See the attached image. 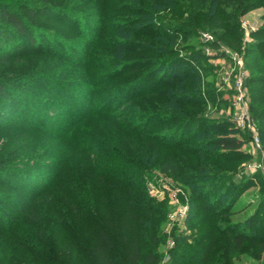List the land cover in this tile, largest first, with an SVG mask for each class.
<instances>
[{"label": "trees", "instance_id": "1", "mask_svg": "<svg viewBox=\"0 0 264 264\" xmlns=\"http://www.w3.org/2000/svg\"><path fill=\"white\" fill-rule=\"evenodd\" d=\"M263 3L264 0H120L118 3L111 0H84L81 3L80 9L87 7L88 15L100 17L101 29L109 33L111 40L108 38L104 40L100 35L98 46L101 50L87 65L77 64L80 67L74 71V75L76 76L79 71L78 78L82 75L87 76L89 73L87 68L100 70V73H104L106 69H111L112 72H109L111 77L106 81H100L98 76L96 77L97 74H93L86 82L91 89L94 87V93H99L100 106L92 107L86 116L82 111L76 110V115L84 117L73 119L71 126L54 134L60 139L63 148L60 157H64L60 160L59 167L61 165L62 172L58 173V177L71 178V171L69 173L68 169L70 170L72 164L82 168L83 173L77 178L78 185L75 183L64 188V183L58 184L40 196L50 198L56 193L67 194L69 200L66 198L36 200L30 212L36 215L31 241L35 243V240H39L38 235L42 231L45 236L40 240H44V244L33 248L31 253L33 257L41 259L45 264H64V261L68 263L69 256L75 253L86 256L91 251L90 257L95 264H159L155 244H159L160 236L165 234L164 226L167 223L168 209L158 199L151 197L147 191L146 180L154 169L168 175L192 194L195 200L191 198V203L199 204L201 207L199 216L196 217H201L205 213L204 218L196 225L198 229H202L197 244L206 243L208 246L206 249L198 250L204 256L202 260L204 264H228L226 256L242 249L246 239L241 232L232 234L229 227L224 224L223 219L230 215L231 211L222 204L231 190L235 191L231 196L234 203L237 197L254 186L253 179L250 178H244L239 183L235 182L241 160L247 157L241 150L248 135L242 136V131L232 128V123L226 118L205 116L209 115L207 109L210 104L217 110L229 108L227 105L222 106L217 103L218 94L214 90V85L204 81V78L211 74L206 72L202 75L196 74L194 79L189 81L190 83H185L186 79H183L167 90L160 88L159 85L160 87L153 90L126 98L124 105L132 106L122 114H118L117 108H113L111 104L119 99L126 89L128 91L130 88H137L149 77L160 75L164 77L161 72L163 64L150 70L133 84H125V86L119 83L115 88L118 95L112 98L110 106L107 103L115 90L109 95L101 87L121 81L124 76L123 71L133 66L128 62L131 55L147 53L157 57L173 56L177 52L174 46L179 35L184 37L199 31H214L221 28L224 33L219 34L220 40H216L214 46L219 47V43H222L233 49H240L243 38L241 23L230 22L224 7L232 8L239 15L244 16ZM55 9L54 11L62 17L64 15L78 17V13L72 8ZM23 11H26V16L36 18L34 8H24ZM125 12L133 15L131 23H122L120 14ZM163 13L167 14V19L176 21V24L165 25L161 16ZM135 26L138 29L133 28ZM28 27L23 12L12 11L0 4V37L8 40L10 45L16 46L17 51L22 48L14 37L28 35ZM89 29L86 32L91 34L92 28ZM152 29L153 32L149 33L148 31ZM162 29H166L165 31L171 34H166ZM134 36L144 37L147 40L144 43L136 42L132 39ZM251 36L256 40L245 48L246 57L254 55L251 61L253 72L248 76L247 83L251 87L252 110L264 149V26L252 32ZM35 42L32 40L31 45L33 46ZM7 61V55H0V65ZM54 67L60 69L58 64ZM168 86L169 83L165 87ZM8 87L9 85L4 81H0V98H6ZM219 102H224L223 98ZM168 109H173L176 114L169 115L166 114L167 111L166 113L162 111ZM3 111H0L1 116H4ZM86 119L97 122L98 128L87 132L86 137L89 140L84 139L82 142L74 138L80 133L73 128L81 120ZM155 119L176 125L165 133L146 134ZM189 127L208 129L195 130L196 141L189 142L183 134H180ZM170 135H178L179 140L174 143L166 142L172 137ZM42 161V164L46 162ZM30 166L42 168L41 164H30L28 167ZM94 178L99 182L106 181L109 188L115 189L122 198L123 212H118L114 207L107 208L102 200H94L92 188ZM224 188L228 191L220 192L216 199L208 200V193ZM38 195L37 193L36 198ZM97 201L102 211L98 210ZM218 206L220 208L217 209ZM72 213L82 223L83 229H88L85 236L79 235L80 239L78 236L75 237L72 229L70 218ZM49 217L55 221L51 224V228L46 221ZM256 218L257 214L247 223L255 225ZM56 226L59 231L66 234V243L67 241L68 244L70 243L67 253H57L50 245L47 246L48 228L52 230ZM253 237L249 241L259 248L260 259L264 254V229L259 227L258 230H254ZM221 238H225L221 243H228V249L225 251L216 248ZM176 241L179 247L180 239ZM73 249L76 252H73Z\"/></svg>", "mask_w": 264, "mask_h": 264}, {"label": "rangeland", "instance_id": "2", "mask_svg": "<svg viewBox=\"0 0 264 264\" xmlns=\"http://www.w3.org/2000/svg\"><path fill=\"white\" fill-rule=\"evenodd\" d=\"M111 1L118 3L120 0ZM83 2L84 0H0V4L10 10L18 13L23 12L29 26L28 35L14 37L16 41L20 42L22 49L19 51L15 49L16 46L10 45L8 40H3L0 37V55L8 56V61L0 65V81L9 85L6 98H0V109L4 110V113L2 112L4 116L0 115V264H45L41 259H36L31 254L33 248L44 244V240H40L45 234L42 231L38 235L39 240H35V243L31 241L33 240L31 233L36 215L30 214V212L35 206L36 200H63L65 198L69 200L67 194L56 193L50 198L40 196L58 184L64 183V188L75 185V183L78 185L77 178L81 177L83 173L82 168L72 164L70 170L68 169L69 173L71 171V178L61 179V176L58 177V173L62 172L61 165L59 167L60 160L64 157H60L63 152L60 139L54 135L57 131L71 126L73 119L84 117L76 115V110L82 111L86 116L92 107L100 106L99 93H94V87L91 89L86 85L90 76L97 74L96 77L98 76L102 82L111 77L109 75V72H112L111 69L100 73V70L87 68L89 72L87 76L82 75L78 78L79 71L76 74L77 77L74 75V71L80 67L77 64L87 65L101 50L98 46L100 35L104 40L105 38L111 40L109 33L101 29L100 17L93 14L88 15L87 7L80 9ZM46 6L49 9L46 10ZM41 7L46 8L41 9ZM62 7L72 8L75 13H78V17L72 15L62 17L54 11L55 8L59 10ZM24 8H34L36 18L26 16ZM224 8L230 22L241 23L243 38L240 49H233L222 43H219V47L214 46L215 41L220 40V35L224 33L221 28L214 31H199L184 37L179 35L177 44L174 46L177 52L173 56L157 57L147 55V53L131 55L128 62L133 66L127 67L123 71L124 76L121 81L102 85L101 89L108 92L109 95L115 90L111 100L107 103L110 106L112 98L118 95L115 88L119 83L133 84L144 77L147 72L163 64L161 72L164 77H160L161 75L149 77L137 88H128V91L126 89L124 94L111 104L114 106L113 108H117L118 114H122L132 106L124 105L126 98L137 96L160 86L167 90L182 82L183 79H186L185 83H190L189 81L194 79L196 74L202 75L205 72L211 74L206 79L204 78V81L214 85V90L218 94L217 103L222 106L227 105L229 108L217 110L210 104L207 109L209 115L205 116L226 118L232 123V128L242 131V136L248 135L241 150L242 154L247 157L241 160L240 171L235 182L239 183L244 178H250L254 183V186L237 197L235 199L237 201L234 203L231 199L234 190H231L230 195L223 199L222 206L231 211L230 215L223 219L224 224L229 227L232 234L241 232L246 239L241 250L226 256L227 263L264 264V254L259 259V248L249 241L254 236V230H258L259 227L264 229L263 142L260 139V147L256 146L252 137L253 133L247 128L239 127L233 120L235 117L233 103L237 95L236 81L238 73L241 72L244 75L251 119L256 122L252 110L251 87L247 83L248 76L253 72L251 61L254 55L246 57L245 48L256 40L251 36V33L264 26V3L244 16L239 15L232 8L227 6ZM166 15V13L161 15L164 18L163 23L175 25L176 21L167 19ZM120 16L123 24L131 23L133 18V15L127 12ZM90 27L92 28L91 34L86 32ZM133 28L138 29L137 26ZM153 30L148 32L152 33ZM165 32L171 34L169 31ZM132 39L142 43L147 40L138 36H134ZM32 40L36 41L33 46L31 45ZM236 55L242 59L241 65L233 60ZM57 64L60 69L54 67ZM103 74L104 76H102ZM168 83L169 86L165 87ZM203 90L205 89L203 88ZM221 98L224 102H219ZM123 105L124 107L119 109ZM162 111L164 113L167 111L166 114L169 115L176 114L173 109ZM86 120H81L73 128L80 133L74 138L82 142L84 139L89 140L86 137L88 136L87 132L98 128L97 122ZM167 122L155 119L151 122V127L149 131H146V134L165 133L176 125ZM207 129V127H189L180 134H183L189 142H195V130ZM177 140H179L178 135L169 137L166 142L174 143ZM57 142H59L58 146ZM42 160L46 162L42 164ZM30 164H41L42 168L28 167ZM29 168L35 170L30 172ZM92 181L94 200H102L106 203L107 208L114 207L118 212H123L122 198L119 197L115 189L109 188L106 181L99 182L95 178ZM146 186L149 195L158 199L168 209L167 223L164 226L165 234L160 236V243L155 244L159 264H204L202 262L204 256L198 250L206 249L208 246L206 243L197 244L202 229H198L196 225L204 218L205 213L201 217H196L199 216L201 207L199 204L191 203L192 194L157 169H154L148 176ZM227 191L226 188L212 191L207 195L208 200L216 199L220 192ZM37 193L39 198H36ZM172 199L179 200L180 204L173 205ZM193 199L195 200V198ZM98 203L97 201V208L102 211L100 203ZM192 205L194 206L192 207ZM173 214L176 216L175 218H172ZM255 214H257L255 225L247 223ZM70 218L75 237L78 236L80 239L79 235L85 236L88 229H83L82 223L78 221L74 213L70 214ZM51 219L53 218L46 219L50 228L51 224L55 222ZM57 226L52 230L48 228L47 242L49 244L46 242L47 246L50 245L57 253H67L70 243L68 244V241L66 243V234L59 231ZM178 238L180 239L179 247L176 241ZM224 239L221 238L216 244V248H220L222 251L228 249L227 242L221 243ZM90 253L91 251L86 256L75 253V255L69 256L68 263L65 260L64 264H95Z\"/></svg>", "mask_w": 264, "mask_h": 264}, {"label": "built area", "instance_id": "3", "mask_svg": "<svg viewBox=\"0 0 264 264\" xmlns=\"http://www.w3.org/2000/svg\"><path fill=\"white\" fill-rule=\"evenodd\" d=\"M238 57H239L238 55L234 56L233 60H235L236 63H238L239 65H241L242 59ZM236 89H237V95L233 103V107L235 109L234 112L235 117L233 120L235 123H237L239 127L249 129V131L253 133L252 137L255 145L260 147V137L257 131L256 124L254 120L251 119L250 108L247 102V92L244 86V75L241 72H239L237 75ZM171 203L173 205H175L176 203L180 204L179 200L176 201V199H172ZM175 217L176 216L173 214L172 218Z\"/></svg>", "mask_w": 264, "mask_h": 264}]
</instances>
